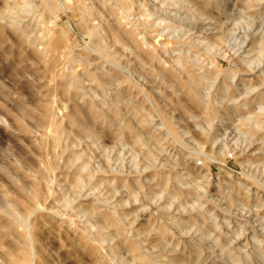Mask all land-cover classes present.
<instances>
[{
	"label": "rangeland",
	"instance_id": "374dc122",
	"mask_svg": "<svg viewBox=\"0 0 264 264\" xmlns=\"http://www.w3.org/2000/svg\"><path fill=\"white\" fill-rule=\"evenodd\" d=\"M262 110L264 0H0V264H264Z\"/></svg>",
	"mask_w": 264,
	"mask_h": 264
},
{
	"label": "bare ground",
	"instance_id": "6f19581e",
	"mask_svg": "<svg viewBox=\"0 0 264 264\" xmlns=\"http://www.w3.org/2000/svg\"><path fill=\"white\" fill-rule=\"evenodd\" d=\"M68 1H70V0H68ZM44 2H45V1H44ZM47 2H48V0H47ZM83 3H84V2H83ZM212 3H213V2H212ZM47 4H48V3H47ZM53 4H54V3H53ZM57 6H58V5H57ZM61 6H62V5L60 4V6H58V7L60 8ZM69 6H70V5H69ZM81 7H82V6H81ZM63 8H64V7H63ZM76 8H77V7H76ZM69 9H70V8H69ZM78 9H79V8H78ZM81 9H82V8H81ZM81 9H80V10H81ZM61 10H63V9L61 8ZM85 12H86V11H85ZM53 41H55V40L52 39V43H53ZM50 46H51V45H50ZM53 46H54V45H53ZM56 46H57V45H56ZM50 48H51V47H50ZM47 49H48V48H47ZM55 50H56L55 54H58V52H57L58 49H55ZM48 52H50V51H48ZM53 53H54V52H53ZM61 53H62V52H61ZM61 53H60V54H61ZM49 54H50V53H49ZM60 54H59V55H60ZM59 55H58V56H59ZM51 57H52V56H51ZM52 58H54V57H52ZM59 58H60V57H59ZM57 60H58V58H57ZM57 60H56V61H57ZM52 62H53V61H52ZM55 64H57V63L55 62ZM53 65H54V62H53ZM57 66H59V65L57 64ZM55 68H56V67H55ZM75 82H76V81H75ZM73 86H75V85L73 84ZM78 86H79V85H78ZM74 88H75V87H74ZM190 91H191V90H190ZM192 91H193V90H192ZM194 92H195V91H194ZM193 94H194V93H193ZM193 94H192V95H193ZM197 96H198V95H197ZM198 100H200V99H198ZM198 100H196V101H198ZM198 102H200V101H198ZM201 103H203L202 100H201ZM94 111H95V110H94ZM262 111H263V110H262ZM96 112H97V111H96ZM263 112H264V111H263ZM91 115H92V114H91ZM258 115H259V114H258ZM260 115H261V114H260ZM261 116H262V115H261ZM262 118H263V117H262ZM260 119H261V118H259V120H260ZM261 121H262V120H261ZM262 122L264 123V121H262ZM246 124L249 125L248 123H246ZM244 125H245V123H244ZM113 222H114V221H113ZM253 237H254V236H253ZM255 237H256V236H255ZM257 240H260V239H257ZM259 242H260V244H262L261 241H259ZM260 244H258V247H259ZM258 247H257V249H258ZM255 248H256V247H255ZM263 249H264V247H263ZM229 250H230V249H229ZM258 250H259V249H258ZM260 250H262L261 247H260ZM260 250H259V251H260ZM231 251H232V250H231ZM231 251H230V252H231ZM254 251H255V250H254ZM262 251H264V250H262ZM232 252H233V251H232ZM232 252H231V253H232ZM233 253H234V252H233ZM228 254H229V253H228ZM251 254H252V253H251ZM260 254H261V255H260ZM229 255H230V254H229ZM257 255L262 256V253H259V254L257 253ZM235 256H236V255H235ZM137 257H138V256H137ZM145 258H146V257H145ZM177 258H178V257H177ZM262 258H263V260H264V257H262ZM146 259H147V258H146ZM178 259H179V258H178ZM235 259H236V258H235ZM238 259H239V257H238ZM238 259H237V260H238ZM139 260H140V258H139ZM150 260H151V259H150ZM180 260H181V259H180ZM143 261H144V259H143ZM143 261H142V263H143ZM148 261H149V260H148ZM181 261H182V260H181ZM29 263H30V262H29ZM25 264H26V263H25ZM31 264H32V263H31ZM147 264H149V263H147Z\"/></svg>",
	"mask_w": 264,
	"mask_h": 264
}]
</instances>
